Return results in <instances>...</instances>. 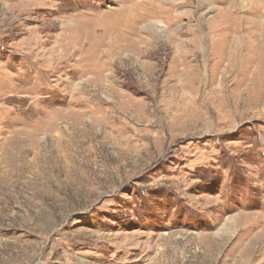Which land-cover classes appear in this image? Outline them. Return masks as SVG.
<instances>
[{
  "label": "rangeland",
  "instance_id": "rangeland-1",
  "mask_svg": "<svg viewBox=\"0 0 264 264\" xmlns=\"http://www.w3.org/2000/svg\"><path fill=\"white\" fill-rule=\"evenodd\" d=\"M0 264H264V0H0Z\"/></svg>",
  "mask_w": 264,
  "mask_h": 264
},
{
  "label": "bare ground",
  "instance_id": "bare-ground-1",
  "mask_svg": "<svg viewBox=\"0 0 264 264\" xmlns=\"http://www.w3.org/2000/svg\"><path fill=\"white\" fill-rule=\"evenodd\" d=\"M261 254V253H260Z\"/></svg>",
  "mask_w": 264,
  "mask_h": 264
}]
</instances>
